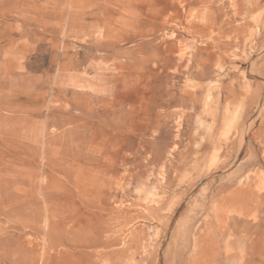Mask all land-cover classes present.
<instances>
[{
    "label": "rangeland",
    "instance_id": "obj_1",
    "mask_svg": "<svg viewBox=\"0 0 264 264\" xmlns=\"http://www.w3.org/2000/svg\"><path fill=\"white\" fill-rule=\"evenodd\" d=\"M263 80L264 0H0V264H264Z\"/></svg>",
    "mask_w": 264,
    "mask_h": 264
},
{
    "label": "bare ground",
    "instance_id": "obj_2",
    "mask_svg": "<svg viewBox=\"0 0 264 264\" xmlns=\"http://www.w3.org/2000/svg\"><path fill=\"white\" fill-rule=\"evenodd\" d=\"M196 3V2H195ZM261 16V15H260ZM263 26V25H262ZM253 66V65H252ZM252 68H254V66L252 67ZM253 71V70H252ZM247 73V72H246ZM250 75V74H249ZM264 81V80H263ZM249 88H250V86H249V84H246V86H245V92H244V95L242 94L241 95V98H248V100H250L251 99V101L252 102H255V103H257V104H259V107H260V104H261V96H260V94L258 93V94H253L252 92H250L249 91ZM234 95V94H233ZM211 97V96H210ZM240 98V99H241ZM208 99H209V97H208ZM228 102V101H227ZM249 102V101H248ZM263 106V105H262ZM227 108H229V105L227 104V106H226V109ZM262 108V107H261ZM227 112V111H226ZM238 113V112H237ZM240 115H241V113H239ZM238 114V115H239ZM216 117V116H215ZM237 117V116H236ZM235 117V118H236ZM241 117V116H240ZM238 118V117H237ZM235 123H237L236 122V120H235ZM227 125V124H226ZM236 126V125H235ZM234 126V127H235ZM243 126V125H242ZM238 127V126H237ZM236 127V128H237ZM225 130V129H224ZM242 130V129H241ZM241 133V132H240ZM241 135H243L242 133H241ZM243 137V136H242ZM239 150V149H238ZM218 152V151H217ZM234 195V194H233ZM236 196V195H235ZM238 196V195H237ZM230 197V196H229ZM231 197H232V195H231ZM233 198V197H232ZM235 198H237V197H235ZM180 203V202H179ZM214 204V203H213ZM176 206H177V204H176ZM179 207V206H178ZM178 207H176V208H178ZM214 208V207H213ZM218 208V207H217ZM235 256H233V257H230L229 256V258L225 261V264H238V260L236 261V259L234 258Z\"/></svg>",
    "mask_w": 264,
    "mask_h": 264
}]
</instances>
